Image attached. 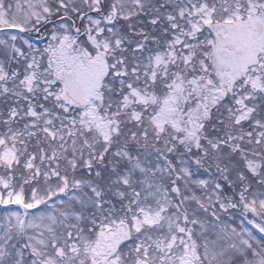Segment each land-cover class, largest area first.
<instances>
[{
	"label": "snow or ice",
	"instance_id": "obj_1",
	"mask_svg": "<svg viewBox=\"0 0 264 264\" xmlns=\"http://www.w3.org/2000/svg\"><path fill=\"white\" fill-rule=\"evenodd\" d=\"M0 264H264V0H0Z\"/></svg>",
	"mask_w": 264,
	"mask_h": 264
}]
</instances>
